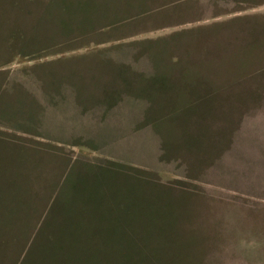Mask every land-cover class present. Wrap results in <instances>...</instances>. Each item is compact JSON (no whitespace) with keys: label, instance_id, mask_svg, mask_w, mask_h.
<instances>
[{"label":"rangeland","instance_id":"1","mask_svg":"<svg viewBox=\"0 0 264 264\" xmlns=\"http://www.w3.org/2000/svg\"><path fill=\"white\" fill-rule=\"evenodd\" d=\"M260 20L262 0H0V264H264Z\"/></svg>","mask_w":264,"mask_h":264},{"label":"crops","instance_id":"2","mask_svg":"<svg viewBox=\"0 0 264 264\" xmlns=\"http://www.w3.org/2000/svg\"><path fill=\"white\" fill-rule=\"evenodd\" d=\"M263 1L264 0H262V2ZM249 14L250 13H247L245 15L247 16ZM260 21L264 25V22L262 20H260ZM251 22H248L249 24H251V26L248 27L249 30H248L247 36L245 38H243V40L247 42L246 45L249 44L251 42L252 38H253V36H251V33H253V32L252 31L250 32V30H254L255 31L256 38H257V36H259V32H258V29H257V24H259L261 22H257V21H254L252 23ZM253 39H255V35H254ZM244 46L245 45H242V47H244ZM261 53H262V55H260V56H264V49H261ZM262 70H264V65L258 67V72H261ZM246 104L248 106H255V107L250 108V109L247 110V113H246L245 117L249 116L248 114H250V117L247 120H249L250 122H255V118L256 117H258V118L259 117H262V118L264 117V77L263 76L261 78H259V80H258L257 95L254 96L251 100L247 101ZM255 113H256V115H252V114H255ZM13 131H15V130H13ZM257 134H258V147L256 146V148H257V154H258V161L261 162L264 165V155L261 157V154L262 153L264 154V129L258 130ZM243 136L247 137L248 134H243ZM6 137H7V135L0 131V145H2L1 143H5L6 145L9 144L8 143L9 139L6 138ZM15 142H16V140H13V142H11V144H15ZM246 144H247L248 147H252L249 143H246ZM0 148H1V146H0ZM261 168L264 170L263 167H261ZM256 189L259 191V194L257 196H255V197L260 198L263 201L264 200V180L263 181H257ZM242 192H243L244 195L247 194V193H249V194L251 193V192H249L247 190L246 191L243 190ZM260 192H262V195H260Z\"/></svg>","mask_w":264,"mask_h":264}]
</instances>
